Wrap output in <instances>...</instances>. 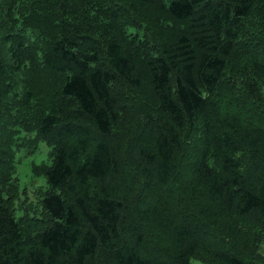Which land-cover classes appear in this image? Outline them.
<instances>
[{
    "label": "trees",
    "instance_id": "trees-1",
    "mask_svg": "<svg viewBox=\"0 0 264 264\" xmlns=\"http://www.w3.org/2000/svg\"><path fill=\"white\" fill-rule=\"evenodd\" d=\"M0 168V264H264V0H0Z\"/></svg>",
    "mask_w": 264,
    "mask_h": 264
},
{
    "label": "rangeland",
    "instance_id": "rangeland-1",
    "mask_svg": "<svg viewBox=\"0 0 264 264\" xmlns=\"http://www.w3.org/2000/svg\"><path fill=\"white\" fill-rule=\"evenodd\" d=\"M6 136L5 134L4 137ZM50 149L49 144L39 138L34 129H18L10 159L12 186L15 190L12 201L16 216L32 212V208L39 207V197L47 185L44 169L51 163ZM4 173V168H0V175ZM260 250L264 253V243Z\"/></svg>",
    "mask_w": 264,
    "mask_h": 264
}]
</instances>
